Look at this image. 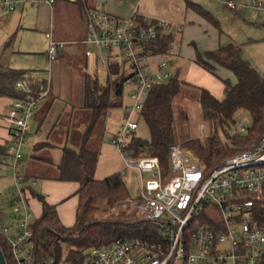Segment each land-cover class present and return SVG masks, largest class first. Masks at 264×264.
I'll return each instance as SVG.
<instances>
[{
    "label": "built area",
    "instance_id": "built-area-1",
    "mask_svg": "<svg viewBox=\"0 0 264 264\" xmlns=\"http://www.w3.org/2000/svg\"><path fill=\"white\" fill-rule=\"evenodd\" d=\"M55 1L0 0V4L5 12H12L26 4L53 5ZM223 2L235 11L243 6L235 0ZM248 6L264 15V0H251ZM85 16L86 55L96 57L105 68L111 93L118 76L123 77L124 94L127 90L130 100L112 143L126 166L139 171L141 186L137 197L119 204L154 224L159 234L156 239L121 237L93 246L83 251L82 261L63 255L51 256L43 264H264V133L258 142L226 157L212 169L192 149L180 144L170 147L168 171L158 156H133L125 146L137 132L138 119L151 90L175 75L169 60L161 59L156 64L151 60L170 53L155 54L148 46L164 35L175 39L184 24L145 17L137 11L122 18L93 7L85 9ZM174 41L169 51L177 48ZM65 46L64 41L50 40V62ZM17 86L24 88L20 82ZM39 99L30 94L25 99H14L3 116L11 129V142L1 165L9 166L13 176L9 202L17 225L12 224L14 230L10 233V227L0 223V234L5 236L17 264H35L37 257V219L28 185L36 183V179L23 172L22 146ZM237 113L230 133L245 135L250 125Z\"/></svg>",
    "mask_w": 264,
    "mask_h": 264
},
{
    "label": "trees",
    "instance_id": "trees-1",
    "mask_svg": "<svg viewBox=\"0 0 264 264\" xmlns=\"http://www.w3.org/2000/svg\"><path fill=\"white\" fill-rule=\"evenodd\" d=\"M85 1L77 0L79 4L84 5V11L90 8ZM186 3L189 8L220 29L219 21L199 2L186 0ZM173 41V35H164L148 48L155 54H166ZM195 61L211 73L216 72L217 66L227 68L234 73L236 82L232 83L225 79L226 95L219 98L207 88L190 84L175 74L168 82L151 90L141 111V118L148 125L150 138L143 139L135 133L125 146L133 156H158L165 171L170 168V147L180 141L176 129L175 101L185 94L187 86H194L198 90V101L202 116L209 123V133L203 137L185 136L183 146L192 149L208 169L219 165L226 157L258 142L264 133V76L243 55L241 45L230 42L211 50L196 47ZM112 68L114 73L118 72L115 66ZM19 82L24 88L17 86ZM83 83V108L88 110V125L82 135L73 136L79 144L78 147L69 146L72 126L68 127L65 133L68 141L62 148V159L58 165L59 180L79 183L76 220L72 226H66L61 221L56 206L41 198L43 211L36 221L35 264H43L51 256L60 258L63 255L70 260L82 261L83 251L93 246L107 244L121 237L156 239L159 234V229L151 222L140 219L135 210L124 209L106 217L97 216L99 212L111 211L116 203L130 197L120 173L111 174L103 179L94 177L98 153L88 146L102 116L108 115L112 106L123 103L124 86L123 77L118 76L113 86L114 92L111 93L108 82L101 83L98 76H93L89 72L84 73ZM47 84L48 81L39 74L0 66V97L25 99L30 94L40 98L39 96L47 91ZM240 110L247 111L251 116L249 130L245 135H232L230 127L235 114ZM179 117L187 120L188 112L181 111ZM7 147L8 144L0 143V163L2 158L8 156ZM34 194L38 196L36 192ZM102 200L107 201L105 208ZM0 247L7 264H17L2 234Z\"/></svg>",
    "mask_w": 264,
    "mask_h": 264
},
{
    "label": "crops",
    "instance_id": "crops-1",
    "mask_svg": "<svg viewBox=\"0 0 264 264\" xmlns=\"http://www.w3.org/2000/svg\"><path fill=\"white\" fill-rule=\"evenodd\" d=\"M151 1L152 0H144V3L140 5L141 8H137L138 10H135L136 5H131L126 9L123 8L122 4L116 7L107 6V12L117 17L126 18L131 16L134 11H137L140 15L145 17L183 23V31L175 36V44L177 48L172 49L170 56H172V58L181 55L187 56L188 64L186 65L187 68L184 71L182 70V60L181 62L178 61L177 66H175L174 73L178 74L182 80L196 86L205 87L216 97L223 98L226 95V85L224 80L228 79L232 83H235L236 77L232 78L228 71H226L227 68L223 66H217L215 73H211L200 66L195 61L196 47L201 50H211L234 41H232L230 37L223 35L222 31L204 19L197 12L189 8L187 3L185 5L186 8H183V6L179 4L181 3V0H174L175 2L170 5L169 3L164 5H152L150 4ZM104 3L105 0L85 1V4L89 7L98 8L101 4L106 10ZM83 6L84 5L79 4L77 0H56L53 5L48 3H40L37 5L26 4L12 12H5L4 8L0 4V66L4 68L11 67L9 64L11 61L10 59L14 56V54L23 52L22 50H17V48L21 49L19 46L23 41L21 37L20 41L17 42V35L21 31L25 33L32 32L31 34L33 35L29 39L32 43L37 42L36 36H41L42 44L44 46L43 48L46 54L48 52V44L51 39L55 41H64L66 44L68 43L66 45L67 47L65 46L66 48L64 47L65 49L63 48V50H61L59 56L66 58V60L73 63V65H76L79 70L82 69L83 75L85 72H88V63L90 58H93L98 65L99 61L96 57L86 55V46L84 44V50L81 49V51L78 47H73L72 45L73 41H78L80 39L83 41L87 37V20ZM211 26L214 28H211ZM79 52L83 54L82 57L78 55L80 54ZM243 55L250 60V57L246 54V52H244ZM56 60L57 58L51 63ZM172 61L173 60H171V62ZM250 61L260 71L255 63H253L252 60ZM36 72L38 71L36 70ZM260 73L264 76L261 71ZM47 96H50L51 101L47 99L46 104H43L39 109L37 107L38 110L36 109L37 111L31 120L36 118L38 121V136L37 141L33 146L34 150L50 148L51 151L44 155H41L40 153L34 154L33 158L35 161H31L29 165H26L24 162L23 172L27 176H31L36 179V183L28 184L30 192L34 190V192L38 194V196H36L32 191L30 198L35 218L38 219L42 214L43 202L41 198L43 197L49 204L56 206L61 221L66 226H72L76 220V211L78 206L77 192L79 189V183L58 179V165L62 159V148L64 143L61 147L57 144V142H62V139L64 141V138L66 140L65 133L68 131V126H57V120H55L54 123L47 129V132L42 134L43 125L47 121L49 115L48 113H50L51 108L53 107V101H55L57 97H61L57 92H53V86H49V91L43 98H46ZM43 98H40L39 101ZM12 102L13 99L11 97H0L1 144H10L11 142V129L7 125L3 116L11 107ZM42 110H44V113L41 116L40 112ZM68 123H70V121ZM67 141L68 140L65 141V144H67ZM57 149L60 150L57 152ZM6 167L7 169H10L9 166ZM5 171L6 169L3 168V170L0 171V174ZM9 174L12 178L11 181L14 183L11 171ZM3 188L4 186L1 182L0 205L10 207L9 196L11 195L13 188ZM8 189H10L9 192ZM2 217L3 211L0 212V223H3Z\"/></svg>",
    "mask_w": 264,
    "mask_h": 264
},
{
    "label": "rangeland",
    "instance_id": "rangeland-1",
    "mask_svg": "<svg viewBox=\"0 0 264 264\" xmlns=\"http://www.w3.org/2000/svg\"><path fill=\"white\" fill-rule=\"evenodd\" d=\"M203 5L207 10H209L213 16L219 21L220 31L223 35L230 37L232 41L240 44L243 53L250 57V60L255 63V65L264 74V15L260 14L255 8L248 6L251 0H235L238 3L243 4L239 11L232 10L224 5L223 0H196ZM174 0H152L150 4L152 5H164L166 3L172 4ZM179 3L183 8L186 5L185 0H181ZM144 3V0H105V6L107 11V6L116 7L120 4L123 8H128L131 5H136V9ZM149 4V2H148ZM98 8L104 9L103 5H99ZM141 8V7H140ZM186 8V7H185ZM105 10V9H104ZM211 28H214L211 26ZM210 29V28H209ZM32 32L18 33V41L22 37V44L19 46L22 53L14 54L10 59V66H6L14 69H22L29 71L31 74L39 73L40 77L47 80V91L43 92L39 97L43 98L49 91V86H53V92H57L61 97H57L53 101V107L50 113H48V119L43 125L42 134L47 132V129L57 120V126L65 125L66 127H71L69 146L78 147L79 144L74 140L76 134L82 135L88 125V110L83 108L84 104V75L82 74V69L79 70L76 65H73L66 58H62L59 55L57 60L53 63L50 62L46 52L44 51V46L42 44V37L36 36L37 42L32 43L29 39L32 37ZM209 34V33H208ZM179 36V35H178ZM81 40V39H80ZM73 41V47H78L81 51L84 50V40ZM175 40V39H174ZM175 42V41H174ZM68 44V43H67ZM66 44V45H67ZM71 44V43H70ZM176 45V44H175ZM50 46V41L48 44V49ZM67 47V46H66ZM65 47V48H66ZM69 47V46H68ZM192 47V46H191ZM64 48V49H65ZM63 50V49H62ZM75 52V51H74ZM79 56H83L79 52ZM171 54V51H169ZM186 54V53H184ZM182 56V57H181ZM177 56L172 58V56H155L152 57V62L156 64L161 59H166L170 61V68L174 71L175 66H177L178 61L182 60V70H186V65L188 64L187 56ZM179 57V58H178ZM248 59V58H247ZM171 60H173L171 62ZM88 72L93 76H98L101 83H107L108 75L105 68L100 64L97 65L93 58L89 59ZM36 70L38 72H36ZM232 78L235 77L234 73L227 70ZM183 74V73H182ZM182 80V79H181ZM47 99L50 100V96L38 101V109L46 104ZM51 101V100H50ZM128 91H125L124 98L122 99V104L118 106H112L108 115L102 116L98 125L94 129L91 135L88 146L94 149L98 153L97 163L94 171V177L96 179H103L111 174L120 173L124 178L125 184L128 189L130 197H137L141 186V175L139 171L134 167H127L123 161V157L112 143L114 134L121 128L123 122V116L126 111V105L129 103ZM37 109V110H38ZM36 110V111H37ZM188 112V119L183 120L179 117L181 111ZM74 111V112H73ZM41 116L44 110L41 112ZM175 114L177 116L176 129L179 138V142L176 144L183 145V138L188 136L190 138L203 137L209 133V123L204 120L202 116L201 105L198 101V90L194 86H187L185 94L181 96L177 101H175ZM85 115V116H84ZM40 116V117H41ZM237 116L241 120H246L250 125L251 116L245 110H240ZM70 121V123H68ZM139 127L137 129L136 135L143 138L149 139L150 132L148 125L143 118L138 119ZM31 130L28 133L27 141L22 146V154L24 156V162L29 165L31 161L34 160L33 155L40 153L44 155L51 151L50 148H43L34 150V144L37 141V129L38 121L36 118L30 121ZM202 126H204V132H202ZM58 128V127H57ZM66 137V136H65ZM130 140V139H129ZM65 138L62 142L58 141L61 147L63 143L65 145ZM60 149H57V152ZM54 153V151H53ZM35 161V160H34ZM0 168H5L6 171L0 174V181L2 182L4 188H13V181L10 176V169L3 167L0 164ZM12 175V173H11ZM7 177V178H6ZM147 177V174H145ZM0 182V183H1ZM3 188V189H4ZM10 189H8L9 192ZM101 203L106 207L107 201L102 200ZM125 207L120 206L119 203L115 204V209L111 208V211L104 213L99 212L97 216H108L116 211H122ZM3 211V224L4 226L10 227V233L14 230L12 224L17 225L16 219L12 216V209L4 205H0V212ZM37 215V214H35Z\"/></svg>",
    "mask_w": 264,
    "mask_h": 264
},
{
    "label": "water",
    "instance_id": "water-1",
    "mask_svg": "<svg viewBox=\"0 0 264 264\" xmlns=\"http://www.w3.org/2000/svg\"><path fill=\"white\" fill-rule=\"evenodd\" d=\"M0 264H7L5 256L0 248Z\"/></svg>",
    "mask_w": 264,
    "mask_h": 264
}]
</instances>
